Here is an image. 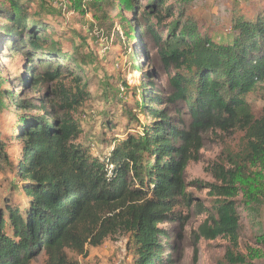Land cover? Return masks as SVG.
<instances>
[{"label": "trees", "instance_id": "16d2710c", "mask_svg": "<svg viewBox=\"0 0 264 264\" xmlns=\"http://www.w3.org/2000/svg\"><path fill=\"white\" fill-rule=\"evenodd\" d=\"M190 1L179 5V16L171 23L167 39L152 32L163 42V63L175 69L170 79L172 93L165 99L153 92V82H144L142 111L150 117L149 124H140L141 132L118 139L103 158L92 156L77 142L82 128L74 110L89 97L83 69L89 61L80 55L78 45L69 54L50 40L47 26L31 14L28 0L0 1V17L5 19L0 36L12 37L14 50L23 49L31 63L59 57L81 71L70 70L75 75L73 88L59 87L58 102L50 110L44 102L38 104L34 98L1 88L6 80L0 76V110L13 109L12 137L19 146L17 160H11L0 140V170L7 166L16 173L27 198L24 207L6 201L0 209V264H32L42 255L46 264H78L69 258L68 250L86 255L89 246H100L121 232L135 240L133 264H166L161 243L166 233L161 225L169 220L180 221L182 229L186 225L189 217L181 207L192 201V195L187 192L185 171L198 159L203 133L211 129L245 132L246 165L236 163L228 171L227 194L241 195L240 205L259 222L264 207V106L256 116L246 97L264 83V9L254 18H235L231 40L217 43L185 16L183 8ZM82 2L92 6L95 16L106 5L133 16L140 7L139 0H75L76 7L81 8ZM165 2L148 0L150 10L144 13H155L160 19L159 7ZM42 5L38 6L41 10ZM130 36L140 38L137 31ZM61 66L40 77L32 65L25 82L38 87L45 79L58 81L64 73ZM165 103L179 106L178 118L169 108L154 106ZM125 113L138 121L132 109ZM183 113L190 115V124H185ZM238 206L227 199L219 208L221 229L236 245L240 239ZM258 244L248 248V264L264 257V233Z\"/></svg>", "mask_w": 264, "mask_h": 264}, {"label": "rangeland", "instance_id": "374dc122", "mask_svg": "<svg viewBox=\"0 0 264 264\" xmlns=\"http://www.w3.org/2000/svg\"><path fill=\"white\" fill-rule=\"evenodd\" d=\"M28 1L31 14L47 26L50 40L69 54H73L72 46L78 45L80 55H85L89 61L83 67L87 72L89 97L74 110L82 128L77 142L88 148L92 156L103 158L118 139L141 132L142 126L149 124L150 117L142 111L144 82H153V92L165 99L172 93L170 79L175 75V69L163 63L160 53L163 42L159 43L152 32L162 35L164 40L168 38L171 23L179 16V5L183 0H166L159 7L160 19L155 13H144L150 10L148 0H139L137 16L129 11H120L113 4L106 5L104 11L97 12L95 16L90 4L84 3V6L82 2V7L78 8L75 0H61L66 8L59 6L55 0ZM40 2L44 6L42 10L39 9ZM183 9L185 16L196 23L201 34L214 42L227 43L232 38L235 18H254L260 9H264V0H192ZM36 11L39 13L35 15ZM2 23L5 19L0 17ZM135 31L139 40L130 36ZM12 40V37L0 36V76L6 80L1 88L14 92L16 96L34 98L38 104L44 102L50 110V106L58 102L56 91L59 87L73 88L72 78L75 75L70 70H75L77 74L81 71L73 62L66 63L59 57L41 64L36 61L31 63L30 55L25 54L23 49L14 50ZM59 64H62L64 72L60 80L52 82L45 79L38 87L25 82L31 75L28 67L37 66L36 73L42 77L44 72L54 70ZM139 65L143 71L138 68ZM246 101L254 114L259 116L264 106V83L248 94ZM154 106L167 107L172 116L178 118L176 108L179 106L169 103ZM127 108L135 112L139 123L127 117ZM181 117L186 125L190 124L188 113L181 114ZM15 120L13 109L0 110V140L5 142L11 160H17L19 156V146L12 137ZM245 149V132L240 129H211L203 133V147L198 159L191 161L185 171L187 192L192 195V201L183 205L181 211L189 219L183 229L180 221L169 220L161 225V231L166 233L161 236L166 264H248L245 258L248 248L261 246L258 237L264 233V207L259 222H254L240 205L242 196L227 194V186L231 185L228 171L234 170L236 163L246 165ZM227 199L239 204V245L221 229L219 208ZM6 201L14 206L24 207L27 204L21 180L7 166L0 170V209L4 208ZM67 253L78 264H133L136 245L130 233L121 232L107 238L100 246H89L86 255L71 250ZM253 262L264 264V257ZM32 264H46L45 256H40Z\"/></svg>", "mask_w": 264, "mask_h": 264}, {"label": "built area", "instance_id": "2783aa9c", "mask_svg": "<svg viewBox=\"0 0 264 264\" xmlns=\"http://www.w3.org/2000/svg\"><path fill=\"white\" fill-rule=\"evenodd\" d=\"M56 1V3H58V5L59 6H62V7H67L65 4H63V2L61 1V0H55ZM59 1H61V2H59Z\"/></svg>", "mask_w": 264, "mask_h": 264}]
</instances>
